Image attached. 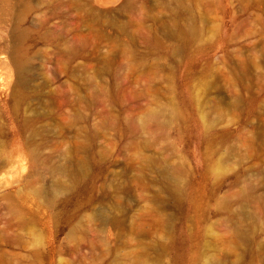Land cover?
Here are the masks:
<instances>
[{"label": "rangeland", "instance_id": "rangeland-1", "mask_svg": "<svg viewBox=\"0 0 264 264\" xmlns=\"http://www.w3.org/2000/svg\"><path fill=\"white\" fill-rule=\"evenodd\" d=\"M0 264H264V0H0Z\"/></svg>", "mask_w": 264, "mask_h": 264}]
</instances>
